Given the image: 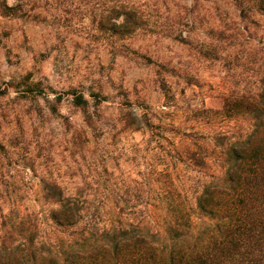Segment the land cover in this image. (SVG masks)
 I'll return each mask as SVG.
<instances>
[{"label":"rangeland","instance_id":"obj_1","mask_svg":"<svg viewBox=\"0 0 264 264\" xmlns=\"http://www.w3.org/2000/svg\"><path fill=\"white\" fill-rule=\"evenodd\" d=\"M6 5L14 15H0L3 213L13 202L20 214L44 211L43 180L96 197L106 211L135 205L137 194L152 211L167 207L159 173L173 151L167 131L151 132L157 118L204 115L203 104L217 107L225 76L253 82L264 54V15L244 17L233 0ZM161 75L175 90L174 109L162 106ZM71 89L87 99L84 107L72 104Z\"/></svg>","mask_w":264,"mask_h":264},{"label":"trees","instance_id":"obj_2","mask_svg":"<svg viewBox=\"0 0 264 264\" xmlns=\"http://www.w3.org/2000/svg\"><path fill=\"white\" fill-rule=\"evenodd\" d=\"M233 1L244 17L264 15V0ZM6 3L0 0V15H14ZM257 59L253 82L225 76L217 107L151 125L152 133H169L163 140L173 151L159 173L160 192L170 189L167 207L152 211L148 196L137 194L135 205L106 211L96 197L43 180L44 211L20 214L13 202L3 213L0 190V264H264V54ZM159 88L162 106L174 109L165 75ZM67 93L73 105L87 104L82 93ZM149 120L143 115V129Z\"/></svg>","mask_w":264,"mask_h":264}]
</instances>
